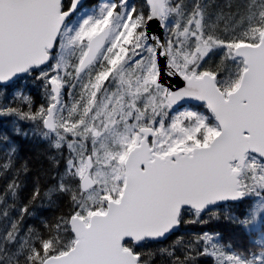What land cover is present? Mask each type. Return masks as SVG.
I'll list each match as a JSON object with an SVG mask.
<instances>
[{"label":"snow or ice","instance_id":"snow-or-ice-1","mask_svg":"<svg viewBox=\"0 0 264 264\" xmlns=\"http://www.w3.org/2000/svg\"><path fill=\"white\" fill-rule=\"evenodd\" d=\"M0 181V264H264V0H0Z\"/></svg>","mask_w":264,"mask_h":264},{"label":"trees","instance_id":"trees-1","mask_svg":"<svg viewBox=\"0 0 264 264\" xmlns=\"http://www.w3.org/2000/svg\"><path fill=\"white\" fill-rule=\"evenodd\" d=\"M138 5L143 3V0H134ZM34 98L38 104L41 101V97L38 92L34 90ZM20 144V155L22 158L30 161L31 175L26 180V189L23 195L27 196L32 188L33 182L39 177L42 190H46V186L49 183L50 175L52 174L48 171V164L44 159L45 146L35 142V141H19ZM2 183V181H0ZM68 211L66 202L60 201L56 206L52 208H41L37 207L36 212L38 217L52 218L54 215H58L61 212ZM33 223H38V220H33ZM206 230H211L219 232L225 240H233L235 243H244L243 237L235 232L232 227L224 222L212 223L204 226Z\"/></svg>","mask_w":264,"mask_h":264},{"label":"water","instance_id":"water-1","mask_svg":"<svg viewBox=\"0 0 264 264\" xmlns=\"http://www.w3.org/2000/svg\"><path fill=\"white\" fill-rule=\"evenodd\" d=\"M155 26V25H154Z\"/></svg>","mask_w":264,"mask_h":264}]
</instances>
